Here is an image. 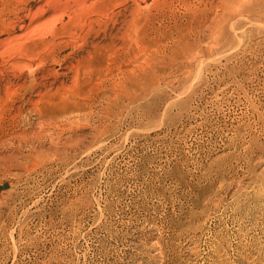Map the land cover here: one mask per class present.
Wrapping results in <instances>:
<instances>
[{
  "label": "rangeland",
  "instance_id": "1",
  "mask_svg": "<svg viewBox=\"0 0 264 264\" xmlns=\"http://www.w3.org/2000/svg\"><path fill=\"white\" fill-rule=\"evenodd\" d=\"M0 264H264V0H0Z\"/></svg>",
  "mask_w": 264,
  "mask_h": 264
},
{
  "label": "bare ground",
  "instance_id": "2",
  "mask_svg": "<svg viewBox=\"0 0 264 264\" xmlns=\"http://www.w3.org/2000/svg\"><path fill=\"white\" fill-rule=\"evenodd\" d=\"M83 59V58H82ZM11 92V91H10ZM40 98V97H39Z\"/></svg>",
  "mask_w": 264,
  "mask_h": 264
}]
</instances>
